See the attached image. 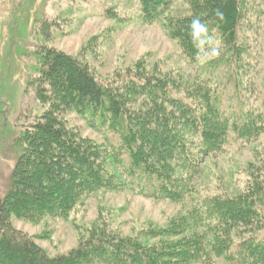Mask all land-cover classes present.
Segmentation results:
<instances>
[{
  "label": "trees",
  "instance_id": "16d2710c",
  "mask_svg": "<svg viewBox=\"0 0 264 264\" xmlns=\"http://www.w3.org/2000/svg\"><path fill=\"white\" fill-rule=\"evenodd\" d=\"M171 3L139 0L143 19L147 23L163 19ZM189 3V14L164 22L168 36L179 42L188 62L197 63V48L188 26L199 16L209 25L210 34L214 32L221 40L220 58L230 64L229 80L240 95L239 79L246 63L241 55L249 47L240 37L241 20L248 11L244 10L245 0ZM43 49L46 55L40 58L34 81L37 98L49 107L23 132L21 140L29 149L23 151L11 177L20 175L22 159L28 154L45 163L44 174L30 200L21 198L14 202L17 206H4L9 194L24 191L14 184L0 200V264H196L202 258L210 262L213 257L264 264V164L251 166V186L242 194L206 197L189 215L177 216L165 226L149 225L135 234L97 229L65 254L51 256L17 231L12 216L31 221L64 217L93 192L124 187L119 172L108 167L106 150L65 125L60 117L63 110L99 113L110 127H118L129 159L124 171L147 180L146 195L177 202L191 195L190 172L199 167L204 156L218 155L233 142L247 145L264 133L261 107L245 100L248 105L242 110L227 114L221 104L222 93L201 74L195 73L194 82L183 83L138 63L137 69L127 73L125 84L117 86L100 82L71 55L53 47ZM113 159L120 162L117 155Z\"/></svg>",
  "mask_w": 264,
  "mask_h": 264
},
{
  "label": "rangeland",
  "instance_id": "374dc122",
  "mask_svg": "<svg viewBox=\"0 0 264 264\" xmlns=\"http://www.w3.org/2000/svg\"><path fill=\"white\" fill-rule=\"evenodd\" d=\"M189 1L172 0L166 20L147 23L139 0H0V200L13 184L24 187L17 195L9 194L4 206L16 205L21 198L30 200L44 174L45 163L30 153L22 159L20 175L11 177L23 151L29 149L21 140L23 132L49 107L37 98L34 81L40 58L46 55L44 46L82 62L100 82L123 86L127 73L140 63L146 70L175 76L183 83L195 81V73L210 78L222 93L227 114L242 110L245 100L264 110V0H245L248 11L241 20L240 37L249 47L241 58L249 61L245 59L240 74V95L229 80L230 64L220 56L191 64L179 42L168 36L164 24L189 14ZM59 76L63 78V72ZM60 117L75 133L106 150L108 167L119 172L124 187L93 192L64 217L31 221L12 216V226L51 256L68 253L103 227L116 234H135L149 225L165 226L177 216L189 215L206 197L242 194L251 186V166L264 164L263 133L247 145L233 142L218 155L204 156L190 172L193 191L183 201L153 198L145 193L149 192L146 179L124 171L129 159L118 127H110L99 113L83 115L66 109ZM116 155L121 163L113 159ZM210 262L202 258L196 264H239L224 257Z\"/></svg>",
  "mask_w": 264,
  "mask_h": 264
},
{
  "label": "clouds",
  "instance_id": "9594fccd",
  "mask_svg": "<svg viewBox=\"0 0 264 264\" xmlns=\"http://www.w3.org/2000/svg\"><path fill=\"white\" fill-rule=\"evenodd\" d=\"M216 14L223 19V14L219 10ZM188 27L192 43L197 48L196 61L203 64L219 58L222 51L221 40L214 32L210 34L209 25L199 16H194Z\"/></svg>",
  "mask_w": 264,
  "mask_h": 264
}]
</instances>
